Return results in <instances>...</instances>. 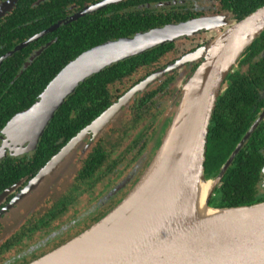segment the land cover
Listing matches in <instances>:
<instances>
[{"label": "flooded vegetation", "instance_id": "flooded-vegetation-1", "mask_svg": "<svg viewBox=\"0 0 264 264\" xmlns=\"http://www.w3.org/2000/svg\"><path fill=\"white\" fill-rule=\"evenodd\" d=\"M263 5L264 0H0V28L11 26L6 31L0 29V69L17 52L67 22L78 26L83 31L82 37H88L92 42L99 40L97 43L101 44L125 37H115L118 32L135 31L128 35L133 36L191 19L210 21L200 31L164 44L166 51L155 62L139 67L113 84L125 86L120 93L117 88L113 92V85L110 86L115 102L151 74L166 70L164 75L138 93L127 110L111 120L98 135L91 133L84 138V143L71 158L76 166L72 171L56 169L39 178L42 167L74 136L60 146L55 138L52 143L54 152L50 158L44 157L45 162L38 151L42 137L36 149L19 154L11 135L2 134V131L16 114L25 109H17L13 103L4 107L0 113L10 115L6 118L0 114V264H30L40 259L96 223L127 195L155 157V140L163 139L169 129L166 126L170 122L171 103L205 59L196 54L197 51L211 45L230 21H240ZM28 10H61L65 16L51 25L59 23L57 28L17 50L19 45L51 27L16 44L6 41V36L16 41L26 34L19 25L21 15L18 18L17 14L28 13ZM28 16L25 13V20L29 19ZM223 19L227 24L222 23ZM53 42L54 39L46 41L28 60ZM141 71L144 73L137 77ZM237 74L245 79L243 83L231 79V75ZM0 81L4 82L5 88L7 82L2 71ZM221 99L233 109L245 111L248 116L255 113L251 121L252 117L246 119L251 123L243 138L260 120L241 150L247 147L256 152L253 167L256 170L261 168L259 188L264 191V146L248 144L258 128L264 126V32L253 48L242 53L228 74L217 102ZM238 119L242 121L241 117ZM262 133L258 141L264 140V129ZM258 141L254 139L253 143ZM248 157H252L250 153ZM220 184L211 198L213 201H217Z\"/></svg>", "mask_w": 264, "mask_h": 264}, {"label": "water", "instance_id": "water-1", "mask_svg": "<svg viewBox=\"0 0 264 264\" xmlns=\"http://www.w3.org/2000/svg\"><path fill=\"white\" fill-rule=\"evenodd\" d=\"M202 20L168 24L82 52L60 70L29 108L7 123L2 134L11 135L19 154L36 149L56 112L84 81L115 63L200 31ZM222 23L227 24L224 19ZM59 25L31 37L17 50ZM263 32L264 5L240 21H230L211 45L197 51L205 59L174 103L169 130L144 175L99 221L30 264H264V201L234 207L209 203L260 120L250 127L220 173L215 178L205 176L209 127L223 84L242 53ZM45 49L31 56L21 72ZM165 72L151 74L113 102L42 167L39 178L65 167L85 137L98 135ZM184 104L186 111L178 116ZM205 181L213 184L206 206L215 212L206 210V218L194 220L192 207Z\"/></svg>", "mask_w": 264, "mask_h": 264}, {"label": "trees", "instance_id": "trees-1", "mask_svg": "<svg viewBox=\"0 0 264 264\" xmlns=\"http://www.w3.org/2000/svg\"><path fill=\"white\" fill-rule=\"evenodd\" d=\"M38 12L39 14H35ZM25 13L29 14L28 20H25ZM19 15H21L19 25L26 34L16 41H12L6 36V41L13 44L48 28L65 16L61 10H28V13L25 11L17 14V16ZM6 26L4 25L0 29L6 31L11 28V26ZM81 32L83 31L78 26H72L71 22L70 24L68 22L63 23L54 32L31 43L21 52H17L5 61L0 71L4 73L7 84L4 88V82L0 81V88H2L0 89L2 90L0 91V112L3 111L4 107L11 106L12 103L13 106H18L17 109L29 108L65 65L82 52L99 44L97 43L99 40L92 42L90 38L82 37ZM134 32H118L114 35L115 37L128 36ZM53 39L54 42L37 56L27 69L20 73L23 62L28 60L29 56L43 46L46 41ZM255 42L257 39L249 47L253 48ZM165 46H157L143 54L115 63L84 81L67 98L46 128L38 149L41 151L42 158H50L53 154L55 147L52 143L55 138L60 143L58 146L62 145L113 103L114 97L110 93L111 85L131 75L139 67L151 65L166 51ZM239 75H231V79L243 83L245 79L238 77ZM214 113L209 127V142L205 162L207 179L215 178L219 174L235 145L243 138L246 129L250 126L251 122L247 123L246 119L252 117L250 118L251 121L255 115L252 113L248 116L245 111L233 109L224 103V99L217 102ZM0 114L5 116L4 113ZM9 115L5 117L7 118ZM238 117H241L243 122ZM263 129L264 126H260L248 144L264 146V140L258 141L263 136ZM254 139L258 142L253 143ZM248 153L252 157H248ZM255 154L253 149H247V147L237 154L222 178L217 190V201L210 200L211 206L234 207L264 201V191L259 188V171L261 168L257 167L256 170L253 167L256 162ZM257 154H259L258 149ZM45 161L44 158L43 162Z\"/></svg>", "mask_w": 264, "mask_h": 264}, {"label": "bare ground", "instance_id": "bare-ground-1", "mask_svg": "<svg viewBox=\"0 0 264 264\" xmlns=\"http://www.w3.org/2000/svg\"><path fill=\"white\" fill-rule=\"evenodd\" d=\"M204 22V27L210 24L209 20H202ZM186 104L182 106V108L178 111V116H183L186 111ZM186 119V115L184 116V120ZM213 188V184L210 181H205L200 186V189L197 191L195 197V203L192 207L191 215L194 220L206 218L209 213H214L215 211L209 209L206 206L207 197L210 194ZM208 210V212L206 211ZM218 211V210H217Z\"/></svg>", "mask_w": 264, "mask_h": 264}, {"label": "rangeland", "instance_id": "rangeland-1", "mask_svg": "<svg viewBox=\"0 0 264 264\" xmlns=\"http://www.w3.org/2000/svg\"><path fill=\"white\" fill-rule=\"evenodd\" d=\"M143 73H144V71H141L140 73H138L137 77L140 76V75H142ZM116 88H117V90H118L117 92L120 93L119 90H122L123 88H125V86L122 85V84L113 85V86H112V91H113V92H116V91H115ZM178 97H179V96H178ZM177 99H178V98H177ZM177 99H176L174 102L171 103V107H170V116H171V117H170V122L168 121V124H167V126H166V127H168V128H169L170 125H171V120H172V118H173V117H172V114H173V116H174V113H173V112L171 113V111H173L172 108H173L174 103L177 101ZM127 108H128V107H127ZM127 108H124L123 111H122L119 115H117V116L122 115V114L124 113V111L127 110ZM117 116H116V117H117ZM114 120H115V118L113 119V121H114ZM108 125H109V124H108ZM168 130H169V129H168ZM167 132H168V131H167ZM161 140H162V139H161ZM161 140H160V141H161ZM160 141H159V139H158V140H155V146H154V147H156L157 151H158V146H159ZM70 158H71V157H70ZM70 158H69V159H70ZM151 162H152V161H151ZM149 165H150V164H149ZM148 167H149V166H148ZM74 168H76V166H75V164H74V163L71 161V159H70V160L68 161V164H67L65 167H63V168H60V170H62L63 172H69L71 169H74ZM147 169H148V168H147ZM71 171H72V170H71ZM146 171H147V170H146ZM146 171H145V172H146ZM143 175H144V174H143ZM132 189H133V188H132ZM132 189H131V190H132ZM131 190H130V191H131ZM130 191H129V192H130ZM129 192H128V193H129ZM128 193H127V194H128ZM125 196H126V195H125ZM125 196H124V197H125ZM116 205H117V204H116ZM116 205H115V206H116ZM115 206H114V207H115ZM114 207H113V208H114Z\"/></svg>", "mask_w": 264, "mask_h": 264}]
</instances>
